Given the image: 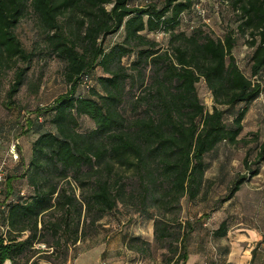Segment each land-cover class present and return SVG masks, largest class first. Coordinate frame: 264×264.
<instances>
[{
  "label": "trees",
  "instance_id": "obj_1",
  "mask_svg": "<svg viewBox=\"0 0 264 264\" xmlns=\"http://www.w3.org/2000/svg\"><path fill=\"white\" fill-rule=\"evenodd\" d=\"M129 2L0 0V79L13 71L7 108L25 84L35 56L15 33L28 9L42 35L40 51L64 63L69 86L50 105L27 113L24 133L37 127L38 135L27 165L15 174L8 171L0 194V226L6 228L0 230V264L49 251L47 255L59 252L65 263L69 251L119 203L152 221L153 239L166 249L164 264L188 259L193 226L179 219L181 199L194 201L202 194L206 155L221 143L241 140L248 105L263 91L264 0H228L239 18L237 32L249 37V76L233 55V28L222 38L205 31V23L193 26L190 34L178 30L185 15L195 13L198 0H163L160 6ZM120 30L121 40L106 48L103 39ZM160 31L168 33L167 49L149 36ZM131 55L134 59L124 65L122 60ZM97 67L104 73L99 77L94 75ZM200 80L211 93V110L199 98ZM139 88L142 93L135 95ZM81 117L90 119L93 128L80 131ZM262 161L264 139L251 176L259 173ZM243 165H248L247 157ZM14 176L25 184L16 195ZM244 179L234 181L225 201ZM226 234L225 221L212 231L218 238Z\"/></svg>",
  "mask_w": 264,
  "mask_h": 264
},
{
  "label": "rangeland",
  "instance_id": "obj_2",
  "mask_svg": "<svg viewBox=\"0 0 264 264\" xmlns=\"http://www.w3.org/2000/svg\"><path fill=\"white\" fill-rule=\"evenodd\" d=\"M198 1L205 7L209 18V23L203 27L205 31L222 38L229 29L235 30L236 45L233 55L240 69L249 76L252 48L248 43L249 37L236 30L239 18L231 3L224 4L220 0ZM162 2L163 0H130L129 3L132 6H144L148 3L160 6ZM28 11L26 17L17 25L15 33L23 47L35 56L29 64L25 84L16 94L11 108L6 106V94L13 79V71L4 72L0 79V157L15 137L19 138L22 148L21 135L25 134V115L28 112H33L40 104L44 107L50 105L69 90L63 77L64 63L57 58H47L45 52L40 51L44 46L42 35L35 15L31 9ZM196 17V13L186 14L178 30L190 34L193 31L191 26H203ZM149 36L156 39L161 48H168V33L160 31ZM121 38L122 30L106 36L103 44L107 48ZM132 59L133 55L124 58L122 63L127 66ZM103 74L101 68L97 67L94 75L99 77ZM259 79L263 91L248 105L243 119V130L239 135L241 140L235 145L221 143L209 152L205 157L207 182L202 194L194 201H189L186 197L181 199L179 219L189 221L193 226L188 241V259L184 264H264V161L259 164V173L251 176V171L256 167L254 163L258 145L264 139V73ZM37 82L39 89L35 91ZM129 86L127 81V87ZM196 87L201 102L207 110H211L212 96L203 80ZM77 91L87 93L80 87ZM142 91L139 88L134 92L139 95ZM126 112L130 115L134 113L130 107L126 108ZM225 119L231 121L228 116ZM93 126V122L87 117L79 119L80 131H88ZM245 157L248 158L247 166L243 165ZM12 163L15 162L10 161L8 164L9 172L15 167ZM126 175L129 173L126 172ZM243 176L245 179L240 189L231 199L225 201L230 186ZM11 187L13 195H16L20 187L25 188V184L18 176H14ZM2 199H5V192ZM222 221L226 222L227 234L219 238L213 236L212 231ZM89 234L69 251L65 263L62 262L59 252L47 255L51 252L49 251L27 253L19 257L15 264H164L166 249L154 241L149 219L140 216L130 206L119 203L115 210L98 222L93 233L90 230ZM135 236H140L141 239L132 240L131 237ZM44 249L47 250L46 247ZM3 264L11 262L7 260ZM177 264H181V261Z\"/></svg>",
  "mask_w": 264,
  "mask_h": 264
},
{
  "label": "built area",
  "instance_id": "obj_3",
  "mask_svg": "<svg viewBox=\"0 0 264 264\" xmlns=\"http://www.w3.org/2000/svg\"><path fill=\"white\" fill-rule=\"evenodd\" d=\"M220 2H223L224 4L228 3V0H220ZM194 11L196 13V18L199 19L201 23L208 24L209 23V18L207 16V11L205 7L202 6L201 1H198L193 5ZM191 23H193L191 21ZM193 28V26H191ZM82 83L84 87H88V82H87V75H83V80ZM40 107H44L41 104L39 105ZM28 116L25 115V117ZM1 144V140H0ZM20 143H19V138L15 137L10 141V143L7 145V149L4 151L3 155L0 157V194L2 192V189L5 185L6 177L8 175V164L10 161L17 162L20 158ZM23 194V192H22ZM3 208V207H1ZM1 232H5L6 228L3 226H0Z\"/></svg>",
  "mask_w": 264,
  "mask_h": 264
},
{
  "label": "crops",
  "instance_id": "obj_4",
  "mask_svg": "<svg viewBox=\"0 0 264 264\" xmlns=\"http://www.w3.org/2000/svg\"><path fill=\"white\" fill-rule=\"evenodd\" d=\"M30 122L31 121H28L27 123L30 124ZM36 128L37 127H34L30 132H26L24 135H21L22 148L20 149V158L17 162L12 163L15 167L12 169L11 174H15V172H21L27 165L31 154V143L38 135ZM149 222L152 229V221L149 220Z\"/></svg>",
  "mask_w": 264,
  "mask_h": 264
}]
</instances>
